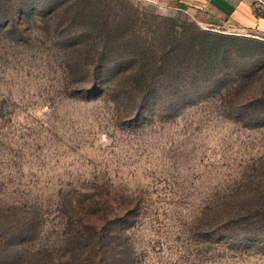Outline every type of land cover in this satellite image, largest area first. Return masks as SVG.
Masks as SVG:
<instances>
[{
    "label": "rangeland",
    "instance_id": "374dc122",
    "mask_svg": "<svg viewBox=\"0 0 264 264\" xmlns=\"http://www.w3.org/2000/svg\"><path fill=\"white\" fill-rule=\"evenodd\" d=\"M0 264H264V36L0 0Z\"/></svg>",
    "mask_w": 264,
    "mask_h": 264
},
{
    "label": "crops",
    "instance_id": "0c3cea01",
    "mask_svg": "<svg viewBox=\"0 0 264 264\" xmlns=\"http://www.w3.org/2000/svg\"><path fill=\"white\" fill-rule=\"evenodd\" d=\"M188 11L202 26L264 36V0H159Z\"/></svg>",
    "mask_w": 264,
    "mask_h": 264
},
{
    "label": "trees",
    "instance_id": "16d2710c",
    "mask_svg": "<svg viewBox=\"0 0 264 264\" xmlns=\"http://www.w3.org/2000/svg\"><path fill=\"white\" fill-rule=\"evenodd\" d=\"M227 38H231L232 40L234 39H241V38H236V37H227ZM244 41H247L248 43H252V44H255V45H261L263 43L259 42V41H255V40H251V39H246V38H242ZM242 40V41H243ZM202 45V48L203 50L205 49H214V50H217L218 48H220V46L218 45V43H215V45L213 43H210L209 40H205V42H202L201 43ZM164 56L167 57V58H172L173 57V54H166L164 53ZM164 56H162V59L164 58ZM170 65V64H169ZM166 68H169V67H166ZM263 99H260L259 101L261 102Z\"/></svg>",
    "mask_w": 264,
    "mask_h": 264
},
{
    "label": "built area",
    "instance_id": "2783aa9c",
    "mask_svg": "<svg viewBox=\"0 0 264 264\" xmlns=\"http://www.w3.org/2000/svg\"><path fill=\"white\" fill-rule=\"evenodd\" d=\"M232 31H234V33H237V32H239V31H236V30H232Z\"/></svg>",
    "mask_w": 264,
    "mask_h": 264
}]
</instances>
